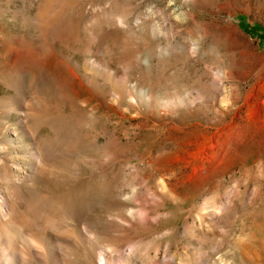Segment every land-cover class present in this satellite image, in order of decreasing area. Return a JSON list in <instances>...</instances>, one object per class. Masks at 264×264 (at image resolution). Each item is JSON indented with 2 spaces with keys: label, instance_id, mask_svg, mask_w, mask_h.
Segmentation results:
<instances>
[{
  "label": "rangeland",
  "instance_id": "obj_1",
  "mask_svg": "<svg viewBox=\"0 0 264 264\" xmlns=\"http://www.w3.org/2000/svg\"><path fill=\"white\" fill-rule=\"evenodd\" d=\"M0 196V264H264V0H0Z\"/></svg>",
  "mask_w": 264,
  "mask_h": 264
},
{
  "label": "bare ground",
  "instance_id": "obj_2",
  "mask_svg": "<svg viewBox=\"0 0 264 264\" xmlns=\"http://www.w3.org/2000/svg\"><path fill=\"white\" fill-rule=\"evenodd\" d=\"M223 75H224V71L223 70H220V76H221V78L223 77ZM222 81V79H219V80H216V82L214 83V84H218V85H221V82ZM224 83V82H223ZM0 200H1V202L3 203V204H5V205H3V211H2V213L3 214H8L9 213V206H8V204H7V198H5L4 196H0ZM1 203V204H2ZM206 206H208V205H206ZM205 206V207H206ZM3 239H4V241H5V244L4 245H2V252L4 251V253L9 257V259H11L12 258V256L14 255V253L10 250V247H11V243H13L14 241H12V239L10 238V237H8V236H5V238L3 237ZM14 239V238H13ZM3 241V240H2ZM41 243V242H40ZM42 248V247H41ZM137 249H138V247H136V246H133L132 248H131V251L133 252V251H137ZM43 252V251H42ZM101 252V251H100ZM42 257V256H41ZM156 257V256H155ZM158 257V256H157ZM106 261V260H105ZM105 261H104V264H106L105 263ZM125 264H129L128 262L127 263H125Z\"/></svg>",
  "mask_w": 264,
  "mask_h": 264
}]
</instances>
